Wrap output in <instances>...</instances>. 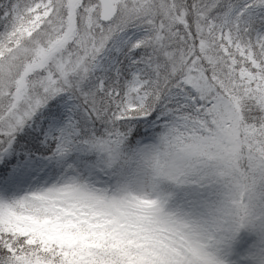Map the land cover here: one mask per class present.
Listing matches in <instances>:
<instances>
[{"label":"snow or ice","instance_id":"6c2138e0","mask_svg":"<svg viewBox=\"0 0 264 264\" xmlns=\"http://www.w3.org/2000/svg\"><path fill=\"white\" fill-rule=\"evenodd\" d=\"M0 264H264V0H0Z\"/></svg>","mask_w":264,"mask_h":264}]
</instances>
